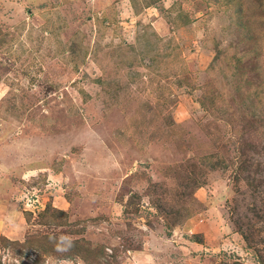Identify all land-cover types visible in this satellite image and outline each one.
Wrapping results in <instances>:
<instances>
[{
    "label": "rangeland",
    "instance_id": "rangeland-1",
    "mask_svg": "<svg viewBox=\"0 0 264 264\" xmlns=\"http://www.w3.org/2000/svg\"><path fill=\"white\" fill-rule=\"evenodd\" d=\"M236 1L0 0V264H264V0Z\"/></svg>",
    "mask_w": 264,
    "mask_h": 264
},
{
    "label": "trees",
    "instance_id": "trees-1",
    "mask_svg": "<svg viewBox=\"0 0 264 264\" xmlns=\"http://www.w3.org/2000/svg\"><path fill=\"white\" fill-rule=\"evenodd\" d=\"M233 1H236V0H227V7L229 8V6L231 5V3H233ZM250 1H252V0H250ZM262 3H263V1L262 0H258V4H259V6H262ZM235 9H233V13L232 14H230L231 16V18H232V22L234 23V25H235V27H236V30L235 31H238L239 33H244V32H247V37H249V38H251V36L249 35V30H250V26H248V22H245V20H246V16H248V15H242V13H243V11H244V9H243V6H242V4L241 3H239V1H236L235 2ZM248 9H249V7L246 9V12L248 13ZM235 16V17H234ZM234 17V18H233ZM250 19H254V17H253V15H251V16H248ZM239 18V19H238ZM238 19V20H237ZM241 35V34H240ZM217 52L219 53V52H221V51H219V50H217ZM50 223H53V221L52 222H50ZM43 238V237H42ZM47 239V240H46ZM46 239H44L45 241H46V244L43 246V242H45V241H40V244H39V246H38V244H37V242L39 241L36 237H32V240L34 241H36V243H34V246H32V248H35V250H38V252L37 253H41V251L42 252H44V251H47V250H49V251H51L52 249L54 250V251H58V248H56L55 246H54V244H53V239H52V237H50V236H47V238ZM38 240V241H37ZM43 240V239H42ZM29 242H32V241H29ZM47 243H49V244H47ZM66 243L67 244H69L68 243V241H66ZM72 244V243H71ZM70 245V244H69ZM73 245H71L70 247H72ZM79 249V250H78ZM78 249H76V251H82L83 250V247L82 246H79L78 247Z\"/></svg>",
    "mask_w": 264,
    "mask_h": 264
}]
</instances>
